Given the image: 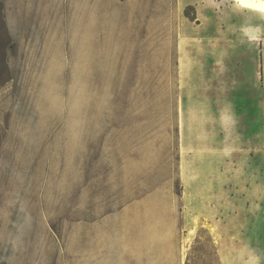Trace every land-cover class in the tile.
Wrapping results in <instances>:
<instances>
[{"label": "rangeland", "instance_id": "374dc122", "mask_svg": "<svg viewBox=\"0 0 264 264\" xmlns=\"http://www.w3.org/2000/svg\"><path fill=\"white\" fill-rule=\"evenodd\" d=\"M261 1L0 0V264H73L159 192L189 264H264Z\"/></svg>", "mask_w": 264, "mask_h": 264}, {"label": "crops", "instance_id": "0c3cea01", "mask_svg": "<svg viewBox=\"0 0 264 264\" xmlns=\"http://www.w3.org/2000/svg\"><path fill=\"white\" fill-rule=\"evenodd\" d=\"M169 196L155 193L107 213L97 224L98 249H75L73 264H189L193 223Z\"/></svg>", "mask_w": 264, "mask_h": 264}, {"label": "bare ground", "instance_id": "6f19581e", "mask_svg": "<svg viewBox=\"0 0 264 264\" xmlns=\"http://www.w3.org/2000/svg\"><path fill=\"white\" fill-rule=\"evenodd\" d=\"M261 2H262V4H264V0H262ZM262 10H264V8H262Z\"/></svg>", "mask_w": 264, "mask_h": 264}]
</instances>
